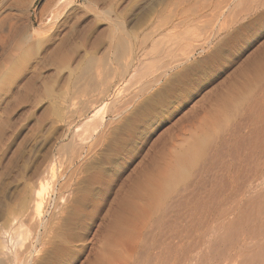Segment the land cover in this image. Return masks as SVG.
I'll use <instances>...</instances> for the list:
<instances>
[{"label": "bare ground", "instance_id": "bare-ground-1", "mask_svg": "<svg viewBox=\"0 0 264 264\" xmlns=\"http://www.w3.org/2000/svg\"><path fill=\"white\" fill-rule=\"evenodd\" d=\"M11 1L12 0H0V55L3 56L7 54L5 58L6 62H4L6 66L2 65L4 67L1 68V66L0 69L4 70L6 68V72H13L16 69L15 67H17V63H20V58L23 59L26 57L27 53L25 52L34 50L37 52V55H39L37 64H43L44 66L49 64L64 66L69 74L67 76L70 78L75 76L77 82L79 78L83 77L77 79L76 76L85 75L84 77L86 78H94L97 83V85H95L93 84L94 82H91L92 85L86 80V83L94 87L93 89L91 88L90 95L86 93L88 98H86L87 96L83 97L86 98L84 104V107L86 105V115L82 118V123L84 121L83 124H85L86 127L82 125L81 129L84 128V130L77 135V141L73 139L74 141L72 140L69 142L68 140L71 146L67 145L68 147L65 148L64 145L66 144L63 142L64 145H62V147L64 146L63 148H65L63 150L68 149L67 154L69 155V157L68 155L66 156L68 157V159L66 158L65 160L66 165L65 163L63 164L65 168L84 159L85 156L89 157L90 155H94L95 157V152L99 151L97 148L102 144H108V149L111 148V154L113 155H116V152H122L125 146L135 138L138 128L147 125L149 119L159 117L162 113V109L167 106L164 107V105L169 103V99L171 97L173 98L176 92L186 85L188 78L191 79L195 66H207L211 64L215 59H218L228 42L237 41L244 36L247 37L248 43L246 42L247 47H245L246 53L243 60L244 62L242 66L239 63L241 67L240 72L232 80L229 79L230 81L227 83L225 89L223 90L222 88V91L220 90L221 92L219 91L215 97H213L214 92L212 93L210 89L209 92H211V94L208 96L203 94L202 96H205V98L200 96L201 100H198V102L196 100L195 104L192 103L191 108L187 109V107L185 112H181L179 117L174 119L175 122L172 124L171 128L169 127L166 130L164 128V133L160 135L163 139L160 141L159 147L154 150V146L156 145H153V142V146L150 149L148 147L151 153L153 150L155 152L149 157L147 167H144L142 170L140 169L141 171L138 172V176L135 177L136 179L134 178L135 180H131L132 182L127 189L124 192L122 191L117 198L115 197L116 200L114 199V201L115 204L117 202V212L114 211L115 213L111 222H113L114 228L119 231H123L124 226L127 224L132 226L131 229H127L132 230L126 232L127 234L125 233L127 236H125L123 232L119 233L120 237L121 235L126 237L122 236V238H125L123 239L125 240L124 244L127 243L129 245L132 254L130 255L131 258L129 256L131 262H129V264H264V0H174L176 4H178L177 6L175 2H173L172 4H174L175 7L177 6L179 8L182 6L177 12H181V20L170 25L173 28L177 27L179 29V27H183L185 29L183 32L186 33V36L183 34V37L180 33L182 38H177L176 36L170 38L171 36L166 34V39L157 38L155 40L154 37L158 33H154L156 32L154 30L149 33L145 32L147 35L142 37V39L136 38L137 40H135V38L133 39V35L125 33V29L123 30L121 28L118 16L112 15L114 18L111 19L110 17L111 21L107 18L109 20L106 21L110 22L108 23L110 27H107L109 31V33L107 31L109 35V41L107 39V48L111 53V60L108 61L113 64V70L110 66H106L105 68V65L109 62L106 64L102 63L101 69L102 67L104 69L100 70L101 63L99 62V66L95 64L99 59L97 58V61L95 59L92 60L93 58L91 55L89 56L90 60L87 58L86 62H79L74 67H71L72 65L69 66L70 64L68 61L73 53L72 41L74 40L75 42V39L83 41L88 37H86V27L92 19L88 17L89 14L87 11H76L72 9L70 5L73 0H44V4L49 11L40 26L46 29L45 33L42 31L44 35L41 37H38V33L40 32L31 33L28 31L29 33L27 34L29 35L24 37L20 35L19 25L23 24V22L20 24L14 22L13 14L11 13V3L13 5V2L16 0H13V2ZM82 1L87 5L91 4L92 7H103L108 0ZM163 1L164 0H162V2ZM148 2L150 1L148 0L146 2V4H148L147 8H149L150 4ZM140 3H142L141 6L145 5L144 1ZM154 3L156 4V2ZM111 4L113 5V3ZM89 5L87 6V10H90L88 9ZM160 5L162 4H159V6ZM165 5L167 6V4ZM187 5L189 7H186ZM17 6L18 5H16V7ZM69 6L71 8H68ZM105 6L109 8L108 5ZM132 6L134 7V5ZM184 6L185 8H183ZM133 7L131 8L133 9ZM153 9L156 10V8ZM228 9H231L233 13L232 15L230 14L231 11L230 13L228 12L231 15L229 16L228 14L230 18L226 17L227 15L225 16ZM96 10H100V8ZM149 10L146 9V11ZM153 14L155 13H152V15ZM109 15H111V11ZM27 17L28 16L22 18V21L25 20V24L29 23V18ZM225 18L228 19L226 20ZM187 27H189V31L186 29ZM23 28H26V26H23ZM186 30L191 34L187 33ZM24 33L26 34V32ZM130 33L134 34L132 32ZM154 34L156 35L154 36ZM161 36H163V34ZM148 44L150 48H147ZM106 52L105 50V53ZM24 53L25 56H23ZM82 55H87V53ZM196 56L204 57L202 60L199 59L200 61L195 60V62H193ZM125 57H128L127 61H124ZM104 58L105 57L100 59L106 62ZM108 58L109 57H107V59ZM141 58H149L151 61L150 67L147 71L140 74V72L137 71H139V68L143 64L141 62V66H137L138 70L134 69L137 76L135 77L134 73H131L132 75L130 76L129 70L133 69L135 62H139ZM223 58H220V61ZM70 63L73 64L72 62ZM92 65H96L97 69L99 67V73L96 74L95 72V76L93 75L95 70H91V68H93ZM236 66L239 65L237 64ZM52 67L57 69V67ZM39 69H42V67ZM142 69H144V66H142ZM196 69H198V67ZM62 71H65L63 67ZM2 73H4V71ZM226 73L229 74L228 72ZM88 74L89 76H87ZM227 74L225 76H227L228 79ZM23 75L22 72L21 74L19 73L17 77H13L12 74L8 76L10 81L9 86L3 93L8 100V104H12L10 107L5 104L9 107L8 110L5 109L8 111L9 116L14 113L17 108L29 103L30 96L39 91L38 80L40 77L38 79V76L31 77V75H29L30 78L26 79ZM1 78H5V76H1ZM133 78L134 83H132ZM94 79H92V81ZM220 80V82H222V79ZM68 81L70 80L67 78L65 83ZM128 82L133 84V89H131L132 86L130 83L128 84ZM220 82L219 85L221 84ZM72 85L75 87V84L72 83ZM62 88L61 92L64 94L66 91L67 95L70 89L69 86H67L65 91H63ZM50 89L49 91V88H45V91L48 93L54 92L53 88ZM89 90L88 88V91ZM207 91H205V93ZM61 92L60 94H62ZM40 93H42V91ZM84 93L85 92H83V94ZM56 94L57 93H54V95ZM60 94L58 95L63 99V95L61 96ZM73 97L75 99V96ZM49 99H51V97ZM66 101H64V103ZM64 105L62 103V106ZM18 110L19 109H17V111ZM63 110L64 109H62V111ZM5 112L0 113L4 114ZM98 115H101V118L97 117ZM67 117L70 116L67 114ZM72 117L74 116L72 115ZM106 118L107 124L106 121L104 122ZM69 121H71L70 118ZM68 126L69 125H67V127ZM106 145H104V147H106ZM102 150L100 151L102 152ZM144 154L147 155L146 153ZM142 156H140V159H146V156ZM91 160L93 161V159ZM77 163L81 165L80 162ZM77 166L76 168L79 167ZM91 167H87L88 169L83 167V169L85 168L86 171L92 170ZM74 169L75 168H73L72 172H70L68 167L67 169H63L65 171L69 170V176L67 175V178H65L61 173V175L57 173L59 175V178H57L55 177V166L52 164L49 177L47 178V180L51 182L46 183L47 180L45 181L44 179L46 178V173L43 178L44 180L40 179L42 183L38 180L40 183L37 190L35 191L34 188H31L34 192L33 197H23V199H21L22 202L20 201L21 203L18 205L20 206L21 204L20 208L15 210L18 212L13 213V210L12 214L11 212L7 213L11 215L8 216L6 223L4 221L3 224H7V228L3 229L10 232L11 236L13 234V238H16L14 242L17 241V244H21L23 249L22 251L17 250V248L21 250L22 247L19 248L20 246L18 245L17 247L16 243H14L15 245L13 244V246H16V252L14 251L15 253L12 256L4 251V253L0 251V264H37L40 260L44 259L41 258L38 262V252L44 254V252L50 251H52L51 254H53L54 262H56L62 259L63 255H67L71 252L70 246L72 244L71 240L73 239H71V231L75 222L80 219L81 205L83 202H79L78 208L75 209V211L73 210L72 216H66L67 219L63 216L62 210L65 209L67 205L64 208H60L62 210L60 213L59 211L56 212V210L49 211L47 217L43 216V214H45L43 211L45 207L52 202V197L56 199V201L58 199L64 203L66 200L64 199L66 198L65 193L71 190L70 188H73L71 186L77 179L78 170L76 171V169ZM134 169L132 171H134ZM94 170L93 168V173H89L92 175L90 177V186L100 182L101 179V175H97ZM85 173L86 172H84V174ZM83 176L84 175L80 177L83 178ZM88 178L87 176V179ZM54 179H59V181H54ZM53 181V190L51 188V195H48L49 193L46 191L49 186H47V184H53ZM90 186L85 189L88 197L92 188ZM79 190L80 188L77 189V191ZM116 191H118V189ZM70 192L71 194L75 193V191ZM71 194H69V197ZM112 198H114V196ZM112 198L111 201H113ZM85 200L83 198V201ZM60 202H57V204L61 205ZM108 207H106L107 210ZM111 210L112 207L110 212ZM119 210L126 211V214L128 213L129 216L133 217H129L134 219L133 221L131 220L132 222L130 221L131 225L128 223V219H125L126 215ZM105 212L107 211L105 210ZM104 215L101 217H104ZM99 223L101 222L99 221ZM14 225H16V227H14ZM12 227L15 229H12ZM77 227H79V225ZM74 230L75 229H73V231ZM3 235L1 236L3 237ZM18 240L20 243H18ZM110 240L112 239L110 238ZM11 241L13 240L11 239ZM118 242L120 241H115L114 244L118 245ZM82 243L84 244L86 242L83 241ZM121 243L123 242L121 241ZM87 244L89 245V243ZM93 245L96 246V244ZM121 245L123 247V244ZM113 247L115 248V246ZM125 249L126 250H123L126 254L127 248ZM112 251L104 255L100 253V257L96 255L98 258L95 264H115L113 261L116 262L118 260L114 258L115 254H112ZM120 253L122 252L119 251L118 254ZM125 254H123L124 257ZM93 255L95 256V254ZM118 256L120 255L116 254V257ZM87 257H85V260ZM45 260L46 259H44V261ZM124 261L129 260L125 258ZM121 262V264H124L123 261Z\"/></svg>", "mask_w": 264, "mask_h": 264}, {"label": "rangeland", "instance_id": "rangeland-1", "mask_svg": "<svg viewBox=\"0 0 264 264\" xmlns=\"http://www.w3.org/2000/svg\"><path fill=\"white\" fill-rule=\"evenodd\" d=\"M16 1H14V2H13V0L11 1V2H13V5L11 3V8H12L11 13L13 14V20L16 24H20L23 22V24L19 25V28H20L19 30L21 32L20 35L24 37L26 35H29V34H27L29 32H31V33L40 32V33H38V37L43 36L44 33L46 32L45 31L46 29L43 28V26L42 27H40V26L42 25V22L44 21L45 17L47 16L46 14L49 11L48 8L44 4V0H16ZM18 1H19V4H18ZM142 1H144L145 5H146V6L143 5L144 8H143V6H141L142 3H140ZM147 1L148 0H111V1L108 0L107 1L108 3L106 2L105 5H108L109 8L105 5L103 6L104 7L103 8V7H96V6L92 7L91 4L90 5L88 4L89 5L88 9H90V10H87L88 5L84 1L73 0L72 4L70 5V6H72V9H74L76 11L85 10L89 14L88 17H91L92 19L90 20L89 25L86 27V30H87L86 37L87 36L88 37L85 38L83 41L80 39H78V40L75 39V42H74V40L72 41L73 53L71 55V58L68 61L70 64L69 66L72 65L71 67H74L79 62H86L87 58L89 59V56L91 55L93 58L92 60L95 59L97 61L99 59L97 61L98 63L96 62L95 64L97 66H99V64L101 63L100 70L104 69L103 67L101 69L102 63L106 64L107 62H109L111 60V53L108 51V48H107L108 47L107 42L109 41V38H108L109 35L107 34V31H108V28L110 27L108 24V23H110L109 21H111V19L114 18L112 15L118 16V18H119L118 21H120L119 23H120L121 28L123 30L125 29L124 30L125 33H127L129 35H133V39L135 38V40L142 39V37L147 35L146 34L147 32L149 33V32L154 31V30L156 31L154 33H156V34L158 33L157 35L154 34V36L156 35L154 37L155 40L157 38L166 39V36L168 34H169L168 36H171L170 38H172V36L173 37L176 36L177 38H179V37L182 38L183 34H185V36H186V33L183 32L185 30L183 27L182 28L179 27V29H178L177 27L173 28L170 25L172 23H176V22L181 20V12L177 13L179 11V9L182 7L181 5H179L181 7L178 8L177 7L178 4H176V1H174V0H168V1L164 0L163 2H162V0H157V1L156 0L155 1L149 0L150 2H148V3H150L151 5L149 4V8H147V6H148V4H146ZM158 1H159V4H162V5L159 6ZM114 2H115V7H114ZM154 2H156V4ZM173 2H175V4L177 5L176 7L174 4H172ZM109 3H110V5H109ZM111 3H113V5ZM165 4H167V6ZM16 5H18V6L16 7ZM132 5H134V7ZM70 6L68 8H71ZM137 6H138V8H137ZM170 6H172V7H170ZM131 7H133V9ZM186 7H189V6L187 5ZM95 8L96 9L100 8V10H96ZM141 8L143 9V11ZM145 8L147 10H149V9L150 10L146 11ZM153 8H156V10ZM183 8H185V6ZM160 10H162V11H160ZM110 11H111V15H109ZM159 11H160V13H159ZM230 11H231V9L230 10L228 9L227 12L225 13V16L227 15L226 17L231 16L230 14L233 15L232 11H231V13H230ZM132 12H134V13H132ZM26 13H27V15H26ZM152 13H155V14L152 15ZM228 14H229V16H228ZM26 16H28L27 18H29L28 24H25L26 23L25 20L22 21L23 20L22 18H25ZM110 17H111V19H110ZM107 18H109L110 20ZM38 19H40V20L43 19V20L40 21ZM225 19L227 20L228 18H225ZM106 20H109V21H106ZM121 23H123L124 25ZM107 24H108V26H107ZM22 25L24 27L26 26V28H23ZM21 26L23 29L21 28ZM168 27H171V28H168ZM188 28L189 27H187L186 29H188ZM26 29H28V30H26ZM157 29H158V31H157ZM23 30H25V31H23ZM34 30H36V31H34ZM22 31H23V34H22ZM89 31H90V33H89ZM188 31H189V29H188ZM24 32H26V34ZM130 32H132L134 34H131ZM186 32H187V30H186ZM108 33H109V31H108ZM160 33H162L163 36H161L162 34H160ZM180 33L182 34V36H180L181 35ZM187 33H189V32H187ZM189 34H191V33H189ZM159 36H161V37H159ZM107 39H108V41H107ZM245 40H247L246 36H244L243 38H241L237 41L228 42L226 47L227 46H229V47L223 48L222 53H220V55L218 57L219 60L215 59V61H217V62L213 61L211 63L214 65H211V64H209L210 66L207 65L209 67L200 65V66H197L198 69H196L197 67L195 66V68L192 72L191 79L188 78L187 79L188 81H186V85L183 86L178 92H176V95H174L173 98L171 97L169 99L170 100L169 103L164 105V107L166 105L167 106L164 109H162V113L159 115V117L149 119L147 125L138 128V130L136 131L135 138L130 143H128L127 146H125V148L122 152H119V153L116 152V155L115 154L113 155V154H111L112 153L111 148L108 149V144L107 145L102 144L99 147L100 149L97 148L99 151L95 152V154H96L95 157H94V155H90L89 157L85 156V158L82 159L84 161H82V160L77 161V162H80L81 165L76 162V163L72 164L73 167L67 166L68 169L70 170V172L73 171V168H75L76 171L78 170L77 176H76L77 179L75 180L76 182H74V184L71 186L73 188H70L71 190H68V192H70V191L74 192L75 191L76 194L75 193L71 194V192L65 193L66 198H64V199H66L65 200L66 203L64 200H63L64 203H62L61 200H60L61 201L60 202L58 199L56 201V199H54L52 197V200H51L52 202H50L49 205L45 207V209L43 211V213H45V214H43V216L47 217L48 212L51 210L52 211L56 210V212L59 211V213L63 210V216L64 217H66V216L68 217L69 215L72 216L73 210L75 211V209H77L79 206V202L82 201L83 203L81 205L80 219H78L75 222V225L73 226L72 231H71V239L76 238L75 239L76 241L72 239L74 241L73 242L71 240L72 244L70 246V248H71L70 253H72V254L69 253L70 255L69 254L63 255L62 259L57 260L56 262H54L53 254H51L52 251L46 252V253L44 252V254L38 252V254H37L38 257L36 255V257L38 258V262L41 258H44L47 261L46 260L44 261V259H42L37 264H81V263L82 264H84V263L85 264H95L97 261V258L100 257V255H101L100 253H102V255L109 254L110 251H112V250H113L112 254H115L114 258H117V260H118L116 262L113 261L115 264H119V263L121 264L122 263L121 261H123L124 264H126V263L129 264L130 258H131L130 255H132V254L130 252L129 245L127 243L124 244L125 240H123V239H125L126 238L125 236H127L126 232L132 231V230H127V229H131L132 226H129L127 224L126 226H124L123 231H119V230L114 228V226H113L114 224H113V222H111L114 213L117 212V208H116L117 202L115 204L114 199L116 200L118 195L122 191L124 192L127 189V187L130 185V183L136 179L135 177L138 176V172H140L144 167H147V164L149 162V157L153 155V153L155 152L154 150H156L159 147V144L161 143L160 141L163 139L162 137H160V135H162L167 128H169V127L171 128L172 124L175 122L174 119H177V117H179L181 112H185L187 109L191 108L192 103L195 104L196 100H197V102H198V100H201L200 96H202L203 94L206 96L211 94V92H209L210 89H211L212 93L214 92L213 97H215L222 88H223V90L225 89L227 83L230 81L229 79L232 80L240 72V68H241L240 64H241V66L243 65V62H244L243 60L245 58V53H246L245 47H247L246 44L248 43V40L247 41H245ZM78 43H80V44H78ZM233 43H235V44H233ZM230 45H231V47H230ZM147 46H148L147 48H150L149 44ZM105 50L107 51L106 53H105ZM28 52L29 51L25 52L27 54H26V57H24V58H23V56H25V53L23 54L22 58L24 60L20 58V60H19L20 63H17L18 68L15 67L16 69L13 72L12 71L6 72L7 71V70H5L6 68L4 70L0 69V71L1 70L4 71V73H2L3 71L0 72V98L3 97L0 99V102H1L0 103V110H1L0 112L3 113L6 111L4 114L0 113L1 114L0 115V122H1V124H0V224H1L0 225V228H1L0 229V231H1V233H0V251L1 252L4 251L11 256L16 252V246H13L14 243H16L17 247L19 245L20 246L19 248H21L22 246H21V244H17V241L14 242L16 240V238H13L14 237L13 234L11 236L10 232H7L5 229H3V228H7L6 227L7 224H3L4 221H5V223L7 222V218L9 215L12 214L13 210H14L13 213L18 212L15 210L16 209L18 210L20 208L21 204H20V206H18V205H19V203L22 202L21 199H23V197H26V198L33 197L34 192L32 191L33 189L31 190V188H34L36 191L38 186H39L40 181L44 180V179H45V181L47 180V178L49 177V171H50V168L52 167V164H53V166H55V170H56L55 171V173H56L55 177L59 178L58 174H60V173L65 178H67V175L69 176V174H70L69 170H66V171L63 170V169H67V167L66 168H65V166L63 167V164L65 163V165H66L65 160H66V158L68 159V157H69V155L67 154L68 149L67 150H63V149L68 147L67 145L71 144V143H68V140H69V142H71L73 139L76 140L77 135L79 133H81V131L83 132L84 128L81 129L82 125H84V127H86V125L83 124L84 121L82 123V120H83L82 118H84V116L86 115V113H85L86 105L84 107V104L86 101L85 99L88 98L87 94H89L91 92V90L94 88L93 86L91 87L89 83L94 82L93 84L97 85L94 78H92V79H94L92 81V79H89L88 77L87 78L84 77L85 75L76 76L77 79L79 77H83V78H79L78 82H77L75 76L72 78L68 77L67 75H69V74H68V72L64 66H60L57 64L56 65L49 64L47 66L46 65L44 66L43 64H37L38 60H39V55H37V52L34 50H32L29 53ZM86 53H87V55H82V54H86ZM105 54L107 55V57H109L108 59H107ZM221 54H222V56H221ZM6 56H7V54L3 55V56L0 55V67L2 65L6 66V63H4V62H6V60H5ZM86 56H88V57H86ZM204 56H202V57L196 56L195 59L193 60V62H195V60L196 61L202 60V58ZM103 57H105L104 60L106 59V62H103L101 60ZM220 58H223V59H221V61H220ZM127 59H128V57H125L124 61H127ZM34 60H35V62H34ZM22 61H23V63H22ZM70 62H72L73 64H71ZM141 62L143 63L142 66H144V69H142ZM110 63L111 62L106 64L105 68H106V66H110V68H112V70H113L114 66L112 63L111 64ZM30 64L33 67H31ZM92 64H94V63H92ZM237 64L239 66H236ZM36 65L38 66V68ZM96 65H92L93 68H91V70L92 69L95 70L94 74L90 73V74H93L94 76L97 73H99V71H98L99 67L97 69ZM146 65H147V67H146ZM150 65H151V61L149 60V58L148 59L147 58H145V59L141 58L139 62H135L136 68L134 66L133 69H130L131 71L129 70L130 76L132 75L131 73H134L135 77L137 76V73H135L136 71L134 70V69L138 70L137 66H139V67L141 66L140 67L141 69L138 67L139 71H137V72H140V74H141V73L147 71V69L150 67ZM34 66H36V67H34ZM52 66L57 67V69L53 68ZM3 67L4 66H2L1 68H3ZM41 67H42V69H39ZM62 67L64 68V70L66 72L62 71ZM238 67H239V70H238ZM31 68H32V70H31ZM235 69L238 71H236ZM21 70L24 74L23 76H25L26 79L30 78L29 75H31V77L32 76H38V79L40 77V79L38 80L39 91L37 93H35L34 95H32L33 97L30 96V100H32V101L29 100V103L25 104V106L23 105L22 107L17 108L19 110L17 111V109H16V111L10 115L11 116V118H10L7 110L9 109L10 105H12V104H10V105L8 104V100L6 99V96L3 92H5V90L9 86L10 81H9L8 76H10L12 74L13 77H17L19 73L20 74L22 73ZM23 70H25L27 73ZM108 70H109V68H108ZM31 71L34 75L31 73ZM202 71H204V72H202ZM235 71H236V73H235ZM95 72H96V74H95ZM226 72H228L229 74H227ZM8 73H11V74H8ZM233 73H235V74H233ZM2 74L5 76V78H1V76L4 77ZM36 74H40V75H36ZM201 74H202V76H201ZM226 74L228 75V79H227V76H225ZM87 76H89V74ZM94 76H92V77H94ZM224 76H225V78H224ZM229 76H230V78H229ZM67 78H68V80H70V81H68L69 84H68V82L65 83L67 81ZM90 78H91V75H90ZM1 79H3V80H1ZM189 79L191 81L193 79V81L191 82ZM213 79H215V80H213ZM220 79H222V82H220L221 81ZM64 80H65V82H64ZM86 80L89 83H86L87 82ZM133 80H134V78L132 79V81ZM129 81H131V80H129ZM219 82L221 83L220 85H219ZM72 83L75 84V87H73L74 85H72ZM129 83L130 82H128V84ZM132 83H134V81ZM48 85H51V86H48ZM64 85H66V86H64ZM132 85L133 84H131V86ZM67 86H69V88L71 90L69 89V93L66 95L65 90L67 89ZM218 86H220V87H218ZM87 87L90 89L89 91H88ZM45 88H49V91L51 90L50 88H53L54 92L48 93L45 91ZM61 88L63 91H65L64 94H63V92H61ZM133 88L134 87L132 86L131 89H133ZM59 89H60V91H59ZM73 90L75 91V93ZM217 90H218V92H217ZM41 91H42V93H40ZM205 91H207L206 93H208V94H206ZM60 92L62 94H60ZM67 92H68V90H67ZM83 92H85V93L83 94ZM54 93H57L56 94L57 96L54 95ZM58 94H60L61 96L63 95L64 98L62 97L63 99H61V97ZM72 95L75 96L76 100L74 99V97ZM47 96L49 98L51 97V99H49ZM84 96H87V97L83 98ZM202 98H205V96L204 97L202 96ZM69 99L71 100V103H70ZM6 101H7V103H6ZM64 101H66V102L64 103ZM72 101H73V103H72ZM2 102H3V104H2ZM78 102L80 103V105ZM51 103H53L54 105ZM62 103H63V105L64 104L65 105L62 106ZM68 103L70 104V108H69ZM5 104H7L9 107ZM59 107H61V108H59ZM5 109H7V110H5ZM62 109H64L65 112H64V110L62 111ZM71 109L73 110V112ZM82 109H83V111H82ZM80 110H81V112H80ZM63 112L64 113L67 112V113L64 114ZM69 112H70V114H69ZM71 113H74V114H71ZM67 114L70 117H67ZM72 115L74 117H72ZM61 116H63V117H61ZM100 116L98 115L97 117L101 118ZM14 117H16V118H14ZM69 118L71 121H69ZM2 120H3V122H2ZM105 121L107 124V118L104 120V122ZM170 121H172V122H170ZM67 125H69V126L67 127ZM102 128H105V127H102ZM164 128H165V130H164ZM67 131H69V132H67ZM100 132H101V130H100ZM97 136H98V134H97ZM154 139H155V142H154ZM63 142L66 145H64ZM75 143H77V142H75ZM152 144L156 145V146H154V150L151 153L149 149L153 146ZM62 145H64L65 148H63L64 146L62 147ZM104 145H106V147H104ZM149 145H151V146H149ZM60 147H61V149H60ZM109 147H110V145H109ZM148 147H149V149H148ZM102 149H104V150H102ZM100 150H102V152ZM109 151H111V152H109ZM143 152L146 153L147 155H145ZM68 153H69V151H68ZM67 155H68V157H66ZM142 155H144V157L146 156L145 157L146 159L141 158L142 159L141 160L140 156H142ZM87 158H89V159H87ZM91 159H93V161ZM94 159L96 161H99V162H96ZM97 159H99V160H97ZM86 160H88V161H86ZM60 164H62V165H60ZM91 165H92V167H91ZM76 166L78 168H76ZM83 167H85V168L91 167L92 170L90 169V170L86 171L85 168L83 169ZM93 168L95 169L94 172L97 175H101L100 182L93 184L94 186L97 185L95 187L93 185L90 186V177L92 176L90 174L93 173ZM134 168H136V169H134ZM79 169H80V171H79ZM133 169H134V171H132ZM60 171H62V172H60ZM83 171L86 173L84 174ZM78 172H80V173H78ZM82 172H83V174H82ZM64 173H66V174H64ZM42 174H43V177H42ZM80 174L84 175L83 178H81L82 175H80ZM44 175L46 176V178H44L45 177ZM93 175H95V174H93ZM132 175H134V176H132ZM87 176L89 177L88 178L89 180L87 179ZM80 178L83 180H81ZM127 179H128V181H127ZM38 180H40V181L38 182ZM55 180L59 181V179L58 180L54 179V181ZM45 181H43V182H45ZM47 181H49V180H47ZM47 181H46V183L51 182V181H49V182H47ZM54 181L52 182L53 184H47V186H49V188L46 191L49 193L48 195H51V188L53 187L52 185H54ZM41 183H42V181H41ZM89 186L92 188H91L90 195L88 197V195L86 193L87 191L85 189H87V187H89ZM78 188H80L79 191H77ZM29 189L32 193L29 191ZM115 189L116 190L118 189V191H116ZM52 190H53V188H52ZM69 194H71V196H70L71 198L69 197ZM113 196H114V198H112ZM83 198H84V200L85 199L86 200L83 201ZM111 198L113 201H111ZM87 199H89V200H87ZM57 202L58 203L60 202L61 205L57 204ZM113 203L115 204V206ZM55 204H56V206H55ZM109 204H111V205H109ZM53 205H54V207H53ZM66 205H67V207H66ZM64 207H66V208L71 207V208H69V209L65 208L62 210L60 209V208H64ZM106 207H108V210ZM111 207H112V210L110 212ZM9 210H11V211H9ZM45 210L47 211V213ZM105 210L107 212H105ZM119 211L123 212V214L126 215L125 219H128V221H129L128 223L131 225V222L134 220V219H132L133 217L129 216L128 213L126 214V211L125 212L121 211V210H119ZM8 212L9 213L11 212V214L8 215L7 214ZM102 215H104V217H101ZM105 216H107V217H105ZM67 217H66V219H67ZM129 217H132V218H129ZM101 218H102V220H101ZM2 219H3V221H2ZM99 221L102 224L99 223ZM100 224L103 226H101ZM78 225H79V227H77ZM98 225H100V226H98ZM14 227H16V225H14ZM14 227H12V229H15ZM92 228H93V230H92ZM73 229H75V230L73 231ZM98 230H100V231H98ZM103 230L106 232H104ZM121 232H123L125 236L121 235V237H120L119 233H121ZM5 233L6 234L8 233V234L6 235ZM95 233H97V234H95ZM99 234H101V235H99ZM1 235H3V237ZM9 235L11 236V238ZM90 235H92V236H90ZM94 235H95V238H94ZM5 236H6V238H5ZM122 236L125 238H122ZM110 238L112 240L114 239L113 240L114 242L120 241V242H118L119 246L117 244H114V242L112 240H110ZM11 239L13 241H11ZM100 240H102V241H100ZM83 241L86 243L83 244L82 243ZM121 241L123 243H121ZM9 242H11V243L13 242V243L11 244ZM109 242H111V243H109ZM18 243H20L19 240H18ZM76 243H77V245H76ZM87 243H89V245ZM91 243H92V245H91ZM4 244H6V245H4ZM93 244H96V246ZM121 244H123V247ZM109 245H110V247H109ZM124 245H126V246H124ZM6 246H8V247H6ZM11 246H12V248H11ZM83 246H85V247H83ZM113 246H115V248ZM93 247H95V248H93ZM96 247H97V249H96ZM121 247L124 250H126L125 248H127L128 253L126 252V254H125V251ZM75 248H76V251H75ZM118 248H120V249H118ZM12 249H13V251H12ZM22 249H23V247L21 248V250L17 248V250H19V251H22ZM82 249H83V251H82ZM89 249H90V251H89ZM109 249H110V251H109ZM116 249H118V250H116ZM94 250H95V252H94ZM119 251L122 253L118 254ZM83 253H86V254H83ZM97 253H99V254H97ZM87 254H89V255H87ZM93 254H95V256ZM116 254L120 255V256L116 257ZM121 254H122V257H121ZM123 254H125V257ZM47 255H49V256H47ZM96 255L98 257H96ZM129 256H130V258H129ZM85 257H87L86 260H85ZM123 257H124V260L126 258L129 261H124ZM88 258H89V260H88ZM119 258H120V260H119Z\"/></svg>", "mask_w": 264, "mask_h": 264}]
</instances>
